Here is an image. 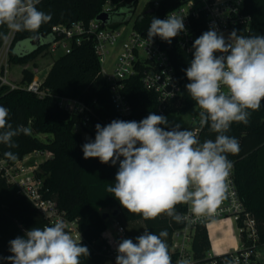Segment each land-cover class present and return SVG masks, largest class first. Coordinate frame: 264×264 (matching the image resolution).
<instances>
[{
    "label": "trees",
    "instance_id": "16d2710c",
    "mask_svg": "<svg viewBox=\"0 0 264 264\" xmlns=\"http://www.w3.org/2000/svg\"><path fill=\"white\" fill-rule=\"evenodd\" d=\"M183 1L161 0L158 9L155 10L154 5H150L141 15L136 16L138 0H40L36 7L50 14L51 20L35 32H17L10 53V63L25 66L48 48L44 46L29 54L13 52V48L19 43L38 37L54 40L52 27L61 24L69 26L78 22L89 23L104 13L107 6L112 7L108 12L110 20L103 27L116 30L133 21L135 30L147 34L154 14L163 16L179 8ZM244 3L246 11L252 17V23L249 28L238 26L234 29L243 36L264 35V0H244ZM152 10L153 14L147 13ZM191 26L198 38L206 31L205 18L202 16L198 20L192 19ZM9 30L7 25H0V48ZM177 38L178 36L173 38L170 44L161 38L159 42L168 53L180 80L182 97L179 112L186 114L191 109L199 112L201 109L185 88L190 81L184 70L190 66L193 53L186 54L179 47ZM22 75L21 85H28L34 79L33 72L28 69H24ZM125 83L124 94L130 101L133 112L129 117L123 118L113 106L93 42L84 40L78 44L74 43L69 54H63L53 62L43 83V88L49 91L48 96L38 97L24 89L11 90L7 86H1L0 106L9 109L8 122L13 128L19 125L31 128V135L20 134L13 137V142L17 145L14 148L0 143V160L13 164L34 152L47 153L50 158L40 164L35 173L38 179L43 180L48 190L45 197L57 200L60 209L67 213L68 219L77 221L79 232L89 244L100 241L108 229L102 211L115 208L117 215L114 216V221L124 227L127 237L134 242L135 237L144 232V228L156 234L166 230L168 251L173 264L175 258L171 255L172 236L174 231L181 228V223L163 214L155 219L145 220L139 214L128 212L112 193L106 191L108 186L115 183L119 162L116 165L103 164L98 158L83 157L82 146L95 139L96 122L110 123L114 119L139 122L149 113L157 114V97L143 87L139 77L131 78ZM58 97L79 100L91 108L94 125L89 131L88 141L85 137L86 131L75 132L81 118L61 109L58 106ZM186 129L191 130L192 126ZM40 135H48L50 138L43 141L39 138ZM216 135L210 125H205L199 141L203 143L208 139L215 140ZM226 135L239 141V153L227 155L234 166L240 198L247 211L253 214L261 242L264 243V101L261 102L259 110L251 112L248 124L234 122ZM9 151L16 155L15 160H10L4 155ZM176 211L183 215L185 205H176ZM44 226H48L46 221L29 199L16 186L0 178V257L12 255L9 251L10 240L23 236L28 229ZM101 245L102 242L99 247ZM193 248L198 256L209 249L205 230L200 229L196 233ZM111 262L116 263V260L93 253H90L89 257H80V264ZM0 264L8 262L0 260Z\"/></svg>",
    "mask_w": 264,
    "mask_h": 264
},
{
    "label": "clouds",
    "instance_id": "9594fccd",
    "mask_svg": "<svg viewBox=\"0 0 264 264\" xmlns=\"http://www.w3.org/2000/svg\"><path fill=\"white\" fill-rule=\"evenodd\" d=\"M40 0H0V25L13 31H32L51 20L36 7ZM184 17H153L147 36L171 43L185 31ZM193 58L185 69L187 92L201 111L200 125H210L215 140L201 143L193 131L170 126L167 117L149 113L137 121L114 119L95 125V139L82 146L84 159L98 158L116 165L112 193L128 212L145 220L167 215L177 223L186 217L176 205L187 204L194 216L213 214L225 197L233 167L227 154H238L239 141L226 135L232 123L248 124L252 111L264 101V35L243 36L233 29L227 39L215 27L192 44ZM219 53L220 55H217ZM9 109L0 106V143L17 147L13 137L31 135V128L8 122ZM163 125L164 127H161ZM170 129V130H166ZM4 155L15 160L13 152ZM123 157V159H121ZM168 233L147 228L135 237L117 242L116 264H171ZM12 255L0 257L8 264H80L89 257L83 246L66 231L63 220L52 226L33 227L9 241ZM178 264H187L179 261Z\"/></svg>",
    "mask_w": 264,
    "mask_h": 264
},
{
    "label": "built area",
    "instance_id": "2783aa9c",
    "mask_svg": "<svg viewBox=\"0 0 264 264\" xmlns=\"http://www.w3.org/2000/svg\"><path fill=\"white\" fill-rule=\"evenodd\" d=\"M158 8L159 2L154 4V9ZM109 11L105 9L104 13ZM169 14L184 17L186 30L178 35L177 41L179 47L188 55L193 53L192 44L196 39L191 26L192 19L198 20L203 16L206 31L215 27L227 37L234 28L238 26L249 28L252 23V17L246 11L244 0H184L179 8L163 16L154 14L153 17L166 19ZM16 35L17 31L10 29L0 48V87L7 86L11 90L24 89L38 97L48 96L49 91L43 88L46 75L42 71L35 74L33 81L28 85L20 87L9 81L7 75L9 58ZM52 36L54 42L47 48V52L51 55L57 54L60 48L64 50L63 54H69L74 43L78 44L84 40L93 42L94 52L100 62L101 73L109 88L113 106L121 117H129L133 112L124 90L125 82L134 77H139L143 87L156 95L157 115H167L180 102L182 97L180 80L168 53L161 47L159 36L149 41L147 34L138 32L133 26L130 30H127L126 26L115 30L103 27V24L96 19L89 23L56 25L52 27ZM119 41H122V45L115 57L113 72L107 73L104 66L111 49ZM57 102L61 109L81 118L76 128L86 131L85 137H90L89 131L94 125L91 108L79 100L69 98L58 97ZM199 112L192 118L191 125V131L198 139L204 127L200 125ZM107 124L109 123L101 125ZM20 170L23 168L19 162L12 164L0 160V178L16 186L39 211L48 226L63 220L66 231L77 241L80 239L81 244L87 246L90 253L116 260L117 242L128 238L123 226L115 222L113 230L108 229L100 241L89 244L79 232L77 221L68 219L67 213L60 209L57 200L45 197L48 190L43 180L36 177L35 171L26 169L24 173H20ZM227 185L224 199L211 215L194 216L190 206L184 204L183 215L186 219L181 222V228L174 231L172 236L171 255L175 258L173 264H178L182 260L187 264H262L259 252L264 250V243L261 242L258 224L253 214L247 211L240 198L234 166ZM216 223L224 224L212 228ZM200 229L206 231L209 249L198 256L193 243ZM101 242L103 245L99 247Z\"/></svg>",
    "mask_w": 264,
    "mask_h": 264
},
{
    "label": "rangeland",
    "instance_id": "374dc122",
    "mask_svg": "<svg viewBox=\"0 0 264 264\" xmlns=\"http://www.w3.org/2000/svg\"><path fill=\"white\" fill-rule=\"evenodd\" d=\"M161 0H138V8L136 12V16L141 15L150 5H154L155 3L159 2ZM111 6H107L105 9H111ZM135 16V17H136ZM133 26V21L126 26L127 30H130ZM226 36V35H225ZM227 37V36H226ZM29 41H24L22 43H19L13 48V52L20 53L21 50L29 49ZM122 45V41H119L113 49H111V54L107 60V63L105 64L104 68L107 71V73H112L115 65V57L118 54V51L120 50V47ZM12 51V49H11ZM64 50L61 48L58 50L57 54H50L47 52V49L44 50L37 58H35L33 61H31L29 64L25 66H17L12 65L9 63L8 67V79L11 83L17 85V86H23L21 85L22 80V72L24 69H28L33 72L34 76L38 72L44 71L39 69L43 67H47L51 65L59 56L63 54ZM11 53V52H10ZM10 62V58H9ZM38 71V72H37ZM35 72V73H34ZM180 102L174 107V109L170 112V114L165 115L167 117L170 126H174L176 124H179L181 127L187 128L192 125V118L194 117L196 112V109H191L186 114H183L179 112ZM81 130L76 128L75 132L79 133ZM39 138L43 141H46L47 138H50L48 135H40ZM50 156L47 153H41V152H34L32 154H29L25 157L24 160L20 161V165L23 168V170H20V173H24L26 169H33L35 173L39 170L40 164L45 162L47 159H49ZM115 212V208H107L102 211V213L105 215H109L107 220L108 223V229L113 230V225L115 224L113 213ZM107 229V230H108ZM260 256V262L264 264V250L259 252ZM109 264H116L115 262H111Z\"/></svg>",
    "mask_w": 264,
    "mask_h": 264
},
{
    "label": "water",
    "instance_id": "95a60500",
    "mask_svg": "<svg viewBox=\"0 0 264 264\" xmlns=\"http://www.w3.org/2000/svg\"><path fill=\"white\" fill-rule=\"evenodd\" d=\"M147 13H154V11L152 10V11H148ZM109 20H110V15H109V13H102V14H100L97 18H96V21L97 22H100V23H102L103 24V26H106L107 24H108V22H109ZM30 43H29V49L27 50V49H25V50H21L20 51V54L22 53V52H24L25 54H29V53H31V52H33V51H35V50H37V49H39V48H42V47H44V46H50L53 42H54V40L53 39H46V38H42V37H38V38H36L35 40H32V41H29ZM90 139V137L89 136H87L86 137V140L88 141ZM117 215V211H115L114 213H113V216H116ZM108 216L109 215H104L103 216V219H107L108 218Z\"/></svg>",
    "mask_w": 264,
    "mask_h": 264
},
{
    "label": "crops",
    "instance_id": "0c3cea01",
    "mask_svg": "<svg viewBox=\"0 0 264 264\" xmlns=\"http://www.w3.org/2000/svg\"><path fill=\"white\" fill-rule=\"evenodd\" d=\"M53 64V63H52ZM52 64L51 65H49V66H47V67H43V68H41V69H39L38 71H40V70H44V71H42V72H44V74L46 75L45 76V79L47 78V76H48V74H49V72H50V70H51V68H52ZM37 71V72H38ZM35 73V72H34ZM23 76V75H22ZM23 78V77H22ZM22 81V80H21Z\"/></svg>",
    "mask_w": 264,
    "mask_h": 264
},
{
    "label": "bare ground",
    "instance_id": "6f19581e",
    "mask_svg": "<svg viewBox=\"0 0 264 264\" xmlns=\"http://www.w3.org/2000/svg\"><path fill=\"white\" fill-rule=\"evenodd\" d=\"M224 224V223H223ZM223 224H220V223H216L214 226H212V228H217V227H221ZM217 245V244H216Z\"/></svg>",
    "mask_w": 264,
    "mask_h": 264
}]
</instances>
